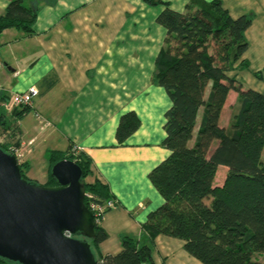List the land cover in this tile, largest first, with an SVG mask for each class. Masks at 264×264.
Returning <instances> with one entry per match:
<instances>
[{
    "label": "crops",
    "instance_id": "0c3cea01",
    "mask_svg": "<svg viewBox=\"0 0 264 264\" xmlns=\"http://www.w3.org/2000/svg\"><path fill=\"white\" fill-rule=\"evenodd\" d=\"M10 1L0 0V16ZM161 1L177 12L190 2ZM219 1L234 19L252 16L244 32L248 49L240 60L248 67L240 69L239 61L230 76L264 94V0ZM24 5L37 9L34 34L25 36L16 29L0 33V110L17 127V150L23 156L20 163L29 165L28 179L48 183L50 151L89 158L87 181L107 185L115 203L98 224L107 234L99 253L114 255L121 250L123 236L143 238L142 224L163 203L148 174L169 155L161 142L171 102L152 83L166 35L156 23L164 6L146 0H24ZM245 78L255 87L245 86ZM30 87L38 95L18 119L13 114L21 109L12 105L11 97ZM128 112L136 114L140 125L119 145L116 130ZM36 115L50 126L40 130ZM0 135L6 141L5 133ZM153 260L201 264L184 250L183 241L163 235L153 240Z\"/></svg>",
    "mask_w": 264,
    "mask_h": 264
},
{
    "label": "trees",
    "instance_id": "16d2710c",
    "mask_svg": "<svg viewBox=\"0 0 264 264\" xmlns=\"http://www.w3.org/2000/svg\"><path fill=\"white\" fill-rule=\"evenodd\" d=\"M146 2L164 6L156 23L166 35L155 60L152 83L171 102L164 115L161 142L169 155L148 174L163 203L142 224L143 238L123 236L121 250L114 255H100L99 245L107 234L96 224V236L89 241L92 252L102 264H155L153 240L163 235L183 241L184 250L201 264H263L254 257L264 255V94L230 76L248 49L244 32L252 16L234 19L219 0H190L183 12L161 0ZM36 18L35 7L25 6L24 0H11L0 16V33L16 29L32 36ZM238 67L248 65L240 61ZM255 77L260 78L261 73ZM231 92L237 96V110L228 126L222 127L220 116ZM20 109L13 114L18 119L29 112L28 107ZM0 124L5 125L2 135L7 138L1 149L10 152L13 144L11 148L16 150L20 144L17 127L3 110ZM139 125L134 112L124 114L115 134L118 144ZM48 159L45 186L55 185L51 169L67 159L82 171L88 209L91 203L112 200L107 185L87 181L91 162L83 153L50 151ZM219 167L227 171L222 183L215 185ZM28 169L27 163H20L22 177L32 182L26 176ZM0 264L15 263L0 259Z\"/></svg>",
    "mask_w": 264,
    "mask_h": 264
},
{
    "label": "water",
    "instance_id": "95a60500",
    "mask_svg": "<svg viewBox=\"0 0 264 264\" xmlns=\"http://www.w3.org/2000/svg\"><path fill=\"white\" fill-rule=\"evenodd\" d=\"M54 186L24 179L16 155L0 147V259L15 264H102L89 241L96 221L85 206L82 171L56 163Z\"/></svg>",
    "mask_w": 264,
    "mask_h": 264
},
{
    "label": "built area",
    "instance_id": "2783aa9c",
    "mask_svg": "<svg viewBox=\"0 0 264 264\" xmlns=\"http://www.w3.org/2000/svg\"><path fill=\"white\" fill-rule=\"evenodd\" d=\"M37 95H38V90L35 87H30L25 92L13 94L11 97L12 105L16 108L28 107L31 105L33 99ZM36 119L40 124L39 126L40 130H44L45 128L50 126L40 116L36 115ZM10 152L16 155V158L18 162L20 163L23 157L22 154L17 149L15 150L12 148H10ZM114 207H115V203L113 202V200H109L104 204L91 203L89 210L93 213L96 223L99 224V222L102 220L105 213Z\"/></svg>",
    "mask_w": 264,
    "mask_h": 264
},
{
    "label": "rangeland",
    "instance_id": "374dc122",
    "mask_svg": "<svg viewBox=\"0 0 264 264\" xmlns=\"http://www.w3.org/2000/svg\"><path fill=\"white\" fill-rule=\"evenodd\" d=\"M254 80L257 81L256 79H254ZM243 81H244V85L245 86L255 87L252 84V82H248L247 78L243 79ZM236 101H237V96L235 94H231L230 98L228 99V101H227V103L225 105V109H224V112H223V115H222V120H221L222 124L221 125H226L229 122L230 117L236 112V110H237ZM4 129H5V125H1L0 124V134L4 131ZM0 144L1 145H6L5 139L2 140L1 135H0ZM11 146H14V145L11 144ZM11 146H10V148H11ZM263 158H264V151H263L262 159ZM38 169H40V166L37 168V170ZM42 172H44V171H42ZM37 173H40V171H37ZM225 175H226V168L225 167H219V169L217 170V173H216L214 184L215 185H220L222 183ZM254 258H256L258 261H260V262H262L264 264V255H260L259 257L255 256Z\"/></svg>",
    "mask_w": 264,
    "mask_h": 264
}]
</instances>
